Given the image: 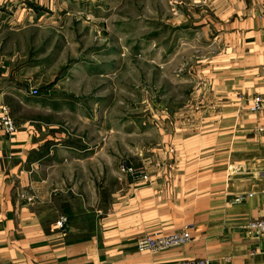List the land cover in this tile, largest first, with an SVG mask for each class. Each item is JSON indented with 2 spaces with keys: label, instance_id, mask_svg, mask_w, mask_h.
<instances>
[{
  "label": "crops",
  "instance_id": "0c3cea01",
  "mask_svg": "<svg viewBox=\"0 0 264 264\" xmlns=\"http://www.w3.org/2000/svg\"><path fill=\"white\" fill-rule=\"evenodd\" d=\"M228 4L214 63L228 72L218 83L229 86L232 106L217 105L200 127L166 132L175 155L162 158L150 183L122 182L106 146L39 140L28 125L7 135L0 123V264H264V237L246 229L264 219V111L252 113L238 96L264 92V0ZM185 228V246L137 250L145 234Z\"/></svg>",
  "mask_w": 264,
  "mask_h": 264
},
{
  "label": "rangeland",
  "instance_id": "374dc122",
  "mask_svg": "<svg viewBox=\"0 0 264 264\" xmlns=\"http://www.w3.org/2000/svg\"><path fill=\"white\" fill-rule=\"evenodd\" d=\"M12 4L0 5V93L15 128L93 152L106 146L122 182L150 183L175 155L166 132L200 127L217 105L232 106L229 86L218 83L228 72L214 63L228 0ZM262 95L238 96L250 110Z\"/></svg>",
  "mask_w": 264,
  "mask_h": 264
},
{
  "label": "built area",
  "instance_id": "2783aa9c",
  "mask_svg": "<svg viewBox=\"0 0 264 264\" xmlns=\"http://www.w3.org/2000/svg\"><path fill=\"white\" fill-rule=\"evenodd\" d=\"M2 117H1V126L4 134L10 135L15 131V124L13 120L10 118L9 113L6 108H2ZM252 113H258L264 111V95L256 96L252 100V106L250 108ZM1 147V141H0ZM126 168L122 167V172H124ZM138 181H150L147 176H139ZM136 179V180H137ZM137 182V181H136ZM34 198H29L28 201H33ZM238 201V200H237ZM67 218H60L57 228L59 230H63L65 225L67 224ZM247 231L251 234H254L258 237H264V219L255 220L250 222L247 227ZM191 229L185 228L179 232H176L172 235H164L161 233H151L145 234L141 236L137 242L136 247L140 253L144 252H162L172 248H178L185 246L191 242ZM186 264H207V262H188Z\"/></svg>",
  "mask_w": 264,
  "mask_h": 264
}]
</instances>
